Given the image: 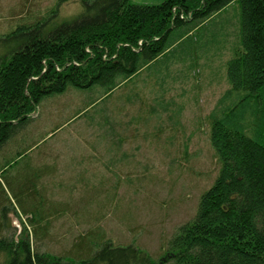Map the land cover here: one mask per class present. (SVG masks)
<instances>
[{"label":"rangeland","instance_id":"rangeland-1","mask_svg":"<svg viewBox=\"0 0 264 264\" xmlns=\"http://www.w3.org/2000/svg\"><path fill=\"white\" fill-rule=\"evenodd\" d=\"M57 2L0 0V37L17 26L44 21ZM60 9V20L82 12L79 3ZM230 10L222 18L234 17L231 26L219 27L220 17H215L193 34L192 39L199 36L198 50L179 47L188 43L181 41L172 56L108 97L99 89L69 88L44 100L31 125L0 154L3 162L24 145L47 137L6 174L18 196L28 188L29 177L40 175L34 187L43 200V223L38 226L44 238L39 239L43 233L29 223L32 216L21 214L12 192L1 183L12 204L3 237L24 226L33 248L53 256L77 260L110 242L114 247L133 245L165 264L169 241L195 217L201 195L218 174L207 118L220 117L237 100L226 95L225 66L237 43V13ZM29 199L25 208H38V201Z\"/></svg>","mask_w":264,"mask_h":264},{"label":"trees","instance_id":"trees-1","mask_svg":"<svg viewBox=\"0 0 264 264\" xmlns=\"http://www.w3.org/2000/svg\"><path fill=\"white\" fill-rule=\"evenodd\" d=\"M68 3H79L82 12L60 20V7ZM230 9L237 13V43L225 66L226 95L237 100L220 117L207 118L218 174L201 195L195 217L169 241L164 259L165 264H264V0H58L44 21L17 26L0 37V154L31 125L44 100L69 88L99 89L108 97L172 56L181 41L188 43L179 47L198 50L199 36L192 39L193 34L215 17H220L219 27L231 26L234 17L222 18ZM45 138L0 161V264H164L133 245L110 242L77 260L53 256L33 248L24 226L3 237L12 204L1 183L21 214L32 216L31 225L43 223V200L34 187L40 175L29 177L28 188L18 196L6 174ZM28 197L38 201V208H25ZM35 229L43 233L41 226Z\"/></svg>","mask_w":264,"mask_h":264}]
</instances>
